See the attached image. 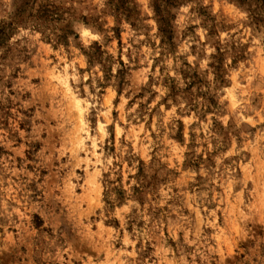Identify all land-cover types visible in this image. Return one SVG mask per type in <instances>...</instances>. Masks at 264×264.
I'll return each instance as SVG.
<instances>
[{
    "label": "rangeland",
    "instance_id": "1",
    "mask_svg": "<svg viewBox=\"0 0 264 264\" xmlns=\"http://www.w3.org/2000/svg\"><path fill=\"white\" fill-rule=\"evenodd\" d=\"M0 264H264V0H0Z\"/></svg>",
    "mask_w": 264,
    "mask_h": 264
}]
</instances>
